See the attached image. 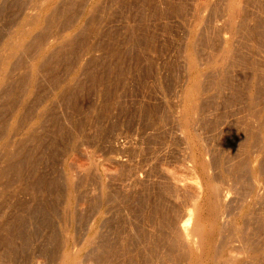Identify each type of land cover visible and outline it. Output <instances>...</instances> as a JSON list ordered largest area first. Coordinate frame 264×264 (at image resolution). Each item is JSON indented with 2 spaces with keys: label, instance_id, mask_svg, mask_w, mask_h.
<instances>
[{
  "label": "rangeland",
  "instance_id": "1",
  "mask_svg": "<svg viewBox=\"0 0 264 264\" xmlns=\"http://www.w3.org/2000/svg\"><path fill=\"white\" fill-rule=\"evenodd\" d=\"M229 262L264 264V0H0V264Z\"/></svg>",
  "mask_w": 264,
  "mask_h": 264
},
{
  "label": "bare ground",
  "instance_id": "2",
  "mask_svg": "<svg viewBox=\"0 0 264 264\" xmlns=\"http://www.w3.org/2000/svg\"><path fill=\"white\" fill-rule=\"evenodd\" d=\"M235 4V3H234ZM237 5V4H236ZM236 7V6H235ZM234 6H233V8H235ZM236 9V8H235ZM234 9V10H235ZM230 12V11H229ZM235 12V11H234ZM233 18V17H232ZM231 18V19H232ZM234 24V23H233ZM227 25V24H226ZM229 25V24H228ZM190 63H191V60H190ZM193 63V62H192ZM197 82V81H196ZM195 83V82H194ZM194 83H193V85H194ZM198 85V84H197ZM196 85V86H197ZM193 87V86H192ZM190 88V87H189ZM190 90V89H189ZM187 92H188V90H187ZM189 93H191V91L189 92ZM188 95V94H187ZM191 97V96H190ZM187 98H188V96H187ZM191 99V98H190ZM188 101H190V100H188ZM192 102V101H191ZM190 103V102H189ZM188 104V103H187ZM191 104V103H190ZM191 105H193V104H191ZM187 107H185L184 109H186ZM191 108V106H189V109ZM184 109H183V111H184ZM193 109V108H192ZM193 110H195V109H193ZM190 111H191V109H190ZM194 112V111H193ZM192 112V113H193ZM185 114L187 113V112H184ZM191 113V114H192ZM184 114V115H185ZM190 114V115H191ZM184 115H182V116H184ZM187 117H188V115H186ZM182 118V117H181ZM185 118V117H184ZM190 118H192L191 116H190ZM181 120H183V118L181 119ZM184 121H185V119H184ZM186 121H187V119H186ZM189 122V121H188ZM182 123H184V122H182ZM187 123V122H186ZM193 125V124H192ZM197 139V138H196ZM187 144V143H186ZM199 145V144H198ZM196 146V145H195ZM194 146V147H195ZM189 150V149H188ZM196 157V156H195ZM203 157V156H202ZM201 163V165L204 167V165L202 164V161L200 162ZM199 163V164H200ZM202 166H200V167H202ZM202 167V169H204ZM183 168V167H182ZM206 170V169H205ZM204 171V170H203ZM202 171V172H203ZM186 172H187V170H186ZM192 174V173H191ZM193 177V176H192ZM205 177V176H204ZM209 176L207 175V178H208ZM198 179V178H197ZM211 181V180H210ZM173 184L174 185H176L174 182H173ZM194 184V189H196V186L198 185V184H196L195 185V183H193ZM209 184V183H208ZM211 184L213 185V183L211 182ZM210 184V185H211ZM179 185V184H178ZM210 185H208L209 187H210ZM177 186V185H176ZM200 186V185H199ZM178 187V186H177ZM186 188V187H185ZM192 188V189H193ZM212 188V189H211ZM211 192H213L211 195H212V199H210V201L212 200V204L214 205V207H215V209H217L218 207L217 206H219V204H217V202H218V198H221V196L223 197V195H217V192L214 190V187L213 186H211ZM216 189V188H215ZM197 190V189H196ZM199 190H200V188H199ZM213 190V191H212ZM216 190H218V188L216 189ZM192 191V190H191ZM198 191V190H197ZM209 191V190H208ZM220 192V191H219ZM221 194V193H220ZM217 199V200H216ZM207 200V199H206ZM221 201V200H220ZM221 202H223V200L221 201ZM194 203V202H193ZM210 203V204H211ZM220 203V202H219ZM195 204H196V202H195ZM195 204H192V205H194V207L192 206V208L193 209H189V210H185L186 211V214L184 213V215L186 216V218H185V220L180 224V221H179V224L180 225H178L177 227H175V228H177L178 229V231H177V229H175L174 228V226L176 225L175 223L176 222H174L173 224H175L174 226H173V229H175L177 232H178V234H177V236H176V239H178L177 237H179V242H181L183 245H185L184 246V248L185 247H187L185 250H187L188 249V251L190 250L191 251V253H192V255H194V260H196L197 262H199V261H201L200 259H202L201 257H198V249L200 248L201 250L203 249V253H204V256H203V254H202V256L205 258V259H207V260H209V259H211L210 257H208L207 258V256H209L210 254V251L212 250V248H214V247H212L211 245V247L212 248H210L209 246H208V243L209 242H207V238H206V235H207V232L209 233V229L208 228H210V231L211 230H215V228L213 227V228H211V224L209 225V227L208 228H206L205 227V225H203V223L199 220V216L197 215V212H196V205ZM217 204V206H215ZM198 205V204H197ZM208 206L210 207L211 205H209L208 204ZM209 207H208V210H209ZM217 207V208H216ZM207 208V207H206ZM210 208H212V211H208V213H211L210 215H211V217H213L212 219H215V216H216V218H217V216H219V215H216L217 214V212H215L216 210H213V206L212 207H210ZM221 208V207H220ZM226 208V207H225ZM187 209V208H186ZM200 209V208H199ZM205 209V208H204ZM222 209H224V207L222 208ZM220 210V209H219ZM219 210H217V211H219ZM36 211V210H35ZM184 211V212H185ZM220 212V211H219ZM38 213H39V211H38ZM181 213V212H180ZM207 213V212H206ZM224 213V212H223ZM221 214H222V212H221ZM182 215V214H181ZM184 216V217H185ZM206 216V215H205ZM174 217H175V215H174ZM184 217H182V218H184ZM222 217V216H221ZM221 217H220V219H221ZM177 218V217H176ZM208 218H209V216H208ZM207 218V219H208ZM180 219V218H179ZM177 220V219H176ZM222 220V219H221ZM220 220V221H221ZM233 221V220H232ZM171 223V222H170ZM211 223H213V222H211ZM222 223V222H221ZM224 224V223H223ZM226 224V223H225ZM9 226H10V224H9ZM234 226H236V225H234ZM11 227V226H10ZM233 227V226H232ZM220 228V227H219ZM233 230H234V228H233ZM232 230V231H233ZM237 230V229H236ZM219 231L220 232H222L220 229H219ZM176 232V233H177ZM220 232H218V233H220ZM239 232V231H238ZM175 232L173 233V234H176ZM242 233V232H241ZM169 235V234H168ZM172 235V234H171ZM173 236V235H172ZM231 236V235H230ZM167 238H169V237H167ZM172 238H174V237H172ZM206 238V239H205ZM226 238V237H225ZM12 239V238H11ZM175 239V241L177 242L178 240H176ZM11 241V240H10ZM169 241H170V239H169ZM217 241V240H216ZM9 242V241H8ZM178 242V244H180ZM214 242H215V240H214ZM6 243V242H5ZM218 242H216V244H217ZM7 244V243H6ZM5 244V245H6ZM171 244V243H170ZM182 244H181V246H182ZM9 245V244H8ZM232 245V244H231ZM231 245H229V246H231ZM171 245H169V247H170ZM175 246V245H174ZM177 246V245H176ZM179 246V245H178ZM220 246V245H219ZM227 246V245H226ZM228 246V247H229ZM5 247V246H4ZM217 247V246H216ZM224 247V246H223ZM232 247V246H231ZM11 248V247H10ZM179 248V247H178ZM177 248V249H178ZM220 248H222V247H220ZM230 248V247H229ZM234 248V247H233ZM5 249H6V247H5ZM183 249V248H182ZM181 249V250H182ZM199 249V250H200ZM216 249V248H215ZM214 249V250H215ZM219 249V248H218ZM227 249V248H226ZM237 249V248H236ZM162 250H163V248H162ZM199 251V253L200 252H202V251ZM232 250H234V249H232ZM240 250V249H239ZM179 251V250H178ZM184 251V250H183ZM183 251H180V253L181 252H183ZM205 251V252H204ZM216 251H218V250H216ZM221 251H222V249H221ZM236 251V250H235ZM11 252V251H10ZM228 252H230V249H229V251ZM232 252V251H231ZM188 253V252H187ZM190 253V252H189ZM235 253V252H234ZM234 253H231V255H232V257L233 256H235V254ZM237 253V252H236ZM183 254V253H182ZM181 254V255H182ZM228 254H230V253H228ZM237 254H239V252L237 253ZM236 254V255H237ZM157 255V254H156ZM179 255V254H178ZM185 255H186V253H185ZM188 255H190V254H188ZM213 255V254H212ZM200 256V255H199ZM220 256V255H219ZM227 256V255H226ZM239 256V255H238ZM238 256H236V257H238ZM69 257V256H68ZM187 258H188V256H186ZM185 257V258H186ZM214 257V256H213ZM235 257V258H236ZM66 258H67V255H66ZM216 258H218V257H216ZM215 258V259H216ZM220 258V257H219ZM227 258V257H226ZM229 258V257H228ZM68 259V258H67ZM70 259H73V258H70ZM223 259V258H222ZM233 259V258H232ZM74 260H76V258H74ZM74 260H72L74 263H76ZM189 260V259H188ZM203 260V259H202ZM212 260V259H211ZM229 260V259H228ZM228 260H226V261H228ZM187 261V260H186ZM191 261V260H190ZM189 261V262H190ZM216 260H214V262H215ZM230 261H233V260H230ZM202 262V261H201ZM221 262H222V260H221ZM220 262V263H221ZM243 262V261H242ZM72 263V262H71ZM205 263H206V261H205ZM213 263V262H212ZM223 263H225V260H224V262ZM230 264H231V262H229ZM253 263V262H252ZM191 264V263H190ZM195 264V263H194ZM197 264H199V263H197ZM216 264H218V263H216ZM228 264V263H227ZM233 264V263H232Z\"/></svg>",
  "mask_w": 264,
  "mask_h": 264
}]
</instances>
